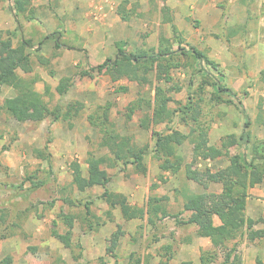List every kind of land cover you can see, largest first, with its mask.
Segmentation results:
<instances>
[{
    "label": "rangeland",
    "instance_id": "1",
    "mask_svg": "<svg viewBox=\"0 0 264 264\" xmlns=\"http://www.w3.org/2000/svg\"><path fill=\"white\" fill-rule=\"evenodd\" d=\"M120 1L112 16L114 24L105 10L92 18L98 26L111 20L112 31H100L95 42L104 41L105 45H110L106 52L112 60L117 58L119 44H125L129 53L158 51L163 46L177 52L176 36L179 35L184 40L182 47L189 51L196 48L218 65L221 80L207 64L203 65L207 72L202 73L199 63L186 57H179L177 68L163 80L158 81L152 75L153 85L164 87L172 98L171 113L176 112L172 114V120L154 125L149 110L138 111L127 118L131 103L142 97L153 99L155 91L150 85L140 86L128 80L113 82L106 73L84 77L83 71L98 65L96 50L74 49L71 52L68 49L62 51L57 61L56 51L51 50V45L47 46L56 38L44 41L50 36L46 35L40 41L41 33L36 30L31 38L16 33L15 46L24 39L33 45L29 49L33 72L19 73L26 79L37 80L35 90L45 103L55 109L79 102L84 109L66 122L49 118L37 124L19 123L6 112L0 113V264L8 258H11V264H135L137 260L141 264H202L201 257L211 254L217 256L210 264H224L227 250L235 243L238 245L233 254V258L237 256L234 264H256L260 259L255 256L257 250L263 251L264 247L258 239L251 241L247 233L242 239L238 237L226 245L209 238L204 247L205 242L198 240L197 226L183 224L190 217V213L184 211L183 194L223 191L222 182L215 177L229 165L228 160L225 157L214 160L196 157L195 146L201 145L204 149L213 146L224 153L241 154L249 164L253 159L252 149L264 142V0ZM122 6L121 10L129 17L126 21L117 13ZM92 38L78 39L76 45L83 47L86 42L92 43ZM67 39L61 33L62 46L67 44ZM42 74L58 79L54 91L50 85L45 86L44 93L38 91L37 83ZM63 78H71L72 83L65 95H59L57 87ZM204 79L215 82L216 86H209ZM218 82L237 97L224 96L229 101L233 99L234 104L221 103L214 96L218 93ZM4 88L10 87L2 88L0 104L7 99L6 91L2 94ZM192 97L195 102L198 98L201 100L197 101L196 109L198 114L201 109L202 114L198 116L197 124L190 121L189 125H184L177 111L193 101ZM239 101L244 105L242 108ZM106 106H110L107 127L116 135L131 137L136 145H149L145 157L149 168L146 176L135 173L132 167L111 166L114 156L101 144L105 133L88 120L92 114L103 117L104 110L99 107ZM248 122L251 125L246 128ZM169 130L187 136L177 150L182 158V169L177 174L161 171L160 163L154 157V133H170ZM244 133L250 135L245 141L241 140ZM91 153L99 161L103 159L101 168L111 178L110 191L127 192L129 202L140 207L145 206L150 197L162 199L165 213L159 214L154 223L149 219L125 221L118 209H111L101 199L102 187L81 191L74 184L75 167L79 165L81 169L84 186L89 177ZM187 171L199 175L202 182L187 178ZM208 173L214 174L213 180ZM40 182L44 185L35 188L33 184ZM251 189L248 190L251 197L248 210L246 203L247 218H251L255 209L252 208ZM109 211L112 220L98 227V222L107 220ZM67 214L76 217L71 248L65 247L53 234L67 233V227L59 218ZM251 219L258 221L254 231L264 232V220ZM90 224L98 230H90ZM259 224L262 229L255 230ZM116 236L118 242L111 254L109 250ZM75 257L79 259L76 261Z\"/></svg>",
    "mask_w": 264,
    "mask_h": 264
},
{
    "label": "trees",
    "instance_id": "2",
    "mask_svg": "<svg viewBox=\"0 0 264 264\" xmlns=\"http://www.w3.org/2000/svg\"><path fill=\"white\" fill-rule=\"evenodd\" d=\"M13 3L11 11L16 19L23 17L25 12L28 11L30 4L29 0H10ZM127 3V2H126ZM125 3V4H126ZM124 5V4H123ZM120 7L117 13L122 16L121 18L126 21L129 19ZM27 19L31 20L32 16L27 15ZM174 33L177 34V29L173 25ZM61 33L52 34L44 41L56 38L57 47H63L60 43ZM16 33L0 32V94L3 87L13 88L15 91V97L7 98L2 104H0V113L6 112L14 120L19 123H42L45 120L52 118L53 121H68L71 118L77 116L84 109V105L79 102L69 104L67 107H56L51 109L47 103L43 100V97L35 90L36 79H26L19 71L24 74H31L33 72L32 57L29 53V49L33 47L30 40H21L18 45L15 46L14 39ZM179 51L173 52L168 47L163 46L160 50H137L134 52H128L125 49V44L118 45V54L115 60L108 59L101 65L91 66L89 70L83 71L81 74L84 77L93 78L95 73L108 74L113 82L121 80H128L137 82L140 86L150 85L151 89L155 91L153 99L150 96L147 98H140L131 103L127 110V118H131L136 112L149 110L152 113L151 122L154 125H159L172 120V114L169 108V104L172 98L167 95V91L160 85H153L151 76L154 75L156 80L161 81L170 72L177 68L176 61L179 57H186L189 60L199 63L200 72H207L203 67L204 64L210 66V69L215 72L216 78L220 77L222 73L218 68V65L210 61L207 56L201 53L196 48H191L190 51L182 47L183 39L177 35ZM44 44L41 43V45ZM41 63L44 62L39 57ZM264 74V72H263ZM206 80L209 86L215 87L216 83ZM71 78H63L57 87V93L59 95H65L71 86ZM126 91V90H124ZM218 93H214V96L221 103L234 104L233 99L231 101L224 99V96L235 98L230 89L221 82L217 83ZM193 98V97H192ZM237 98V97H236ZM235 98V99H236ZM197 101H201L199 98ZM188 102L183 107H180L177 111L181 115V121L184 125H189L190 121L194 123L199 122L196 106L198 102ZM241 108L244 106L242 101H239ZM104 110L103 117H96L90 115L88 117L89 122L94 127H98L101 132L105 133V136L101 144L111 151L114 156V162L111 161V166L116 167L118 164L126 167H132L134 172L143 176L148 174L149 168L145 161V157L149 151V145L139 146L133 142L131 137H122L116 135L113 129L107 127L109 122V110L110 106L99 107ZM176 113V112H175ZM174 113V114H175ZM173 114V115H174ZM172 116V117H171ZM190 118V119H189ZM102 120V121H101ZM147 121H145L146 123ZM251 123H246V128ZM145 128L147 125L142 123ZM170 133H158L155 132L156 143L154 148V157L158 160L159 168L161 171L177 174L182 169V158L178 155V147L181 146L187 136L183 135L179 131L169 130ZM245 138H250L248 133H244L241 136V140L245 141ZM194 154L196 157H201L204 160H214L220 157H225L229 165L221 170L216 175V180L222 182V193H204L195 194L185 192L183 194L184 211L190 213L188 220L183 221L184 225H196L197 236L201 238H212L215 243L228 244L235 242L237 238L242 239L247 233L248 238L251 241L256 239L260 240L264 247V232L257 233L254 231V226L258 221H254L246 216V203L249 198L248 190L260 185L264 181V142L252 149L253 159L247 164L245 158L241 154L231 155L228 152H223L217 147L202 148L201 145L194 147ZM38 155L43 158L42 153L38 152ZM103 160V159H102ZM95 158L93 153L90 154L89 164V177L85 180V187L82 186L83 176L79 165L75 167L74 184L81 190L85 188H93L100 186L104 189V193L101 195V199L111 206V209H118L122 219L125 221L140 220L144 221L149 219L154 223L155 218L161 213H165L164 206L161 204L162 199L156 197H150L147 204L143 207L132 205L126 195L113 192L108 189V185L111 182V178L107 172L101 168L102 162ZM261 162V163H257ZM188 172V171H187ZM214 175V174H213ZM213 175L208 173V177L213 180ZM187 178H193L199 182H202V178L196 174L188 172ZM32 180V177H29ZM35 188L43 186V182L34 183ZM90 204V203H89ZM86 205L87 213L90 215V207ZM107 220L97 223L98 227L104 226L106 221L112 220V212L107 213ZM64 225L67 227V233L65 235H59L54 232L55 238L59 239L67 248L72 247L73 230L75 227V219L71 214L60 215ZM215 218H218L220 225L215 224ZM90 230L97 231L98 228L89 225ZM118 236L113 238L111 250L109 253L114 254V248L118 242ZM238 243H235L224 257V264H234L236 260L233 254L237 250ZM216 254L206 257H201L202 264H210L212 260L216 259ZM79 257H75L77 261ZM172 256L169 257V260ZM4 264H11V258L4 261ZM115 264H118L115 262ZM135 264H141L139 260ZM256 264H264L262 260L257 259Z\"/></svg>",
    "mask_w": 264,
    "mask_h": 264
},
{
    "label": "crops",
    "instance_id": "3",
    "mask_svg": "<svg viewBox=\"0 0 264 264\" xmlns=\"http://www.w3.org/2000/svg\"><path fill=\"white\" fill-rule=\"evenodd\" d=\"M29 2L28 11L25 12L23 17H20V19H16L11 11L13 3H11L10 0H3L0 2V32L20 33V35L22 34L24 38H31L32 33L36 30L41 33V38L39 39L40 41L46 35L64 33V36L68 39L67 44L63 47L58 48L56 40H52L47 43V46L51 45L52 51H56L55 55L57 57V61L63 54L62 51L65 52V50L71 49L72 52L74 49L89 50V48L96 50L95 58H99L97 61L98 65L103 64L108 59H112L109 56L110 54H107L106 52L107 49L109 50L111 48L110 45H105L104 41L95 42V36L98 35V33L100 35V31H103L104 33H110V30L112 31V24L110 22L113 19L112 16L115 13L114 10L121 2L120 0H29ZM102 10L106 11V14L111 17V20L109 23H102L98 26V23H94L92 18ZM27 15L32 16V19L28 20ZM100 17L102 18L103 15H100ZM90 36L94 37L92 38L94 43H91L90 41L88 43L86 42L83 47L82 45L81 47L76 45L78 39L81 41L83 38L86 39V37L89 38ZM53 41L54 43L52 44ZM57 81L58 79H56V77H47L42 74L41 80L37 83L38 91L40 93H44L46 91L45 86L49 85L52 87V91H54L58 85ZM5 91L7 98H13L16 95L14 89L12 88H4L2 94ZM98 95L100 96L101 93L97 94V98L99 97ZM121 192L127 195V192ZM250 195L254 197L252 208L253 206L255 207V209L252 210L253 215L251 218H254L255 220H264V186L262 184L256 185L250 190ZM250 198L247 202V210L250 205ZM216 220H218V222ZM215 224L220 225L218 218L215 219ZM261 229V224L255 228V230ZM207 239L209 238L198 237L199 241L202 243L205 242L203 245L204 247L207 246ZM257 243H259V241ZM257 251L258 252L255 256L262 259L264 262V250Z\"/></svg>",
    "mask_w": 264,
    "mask_h": 264
}]
</instances>
